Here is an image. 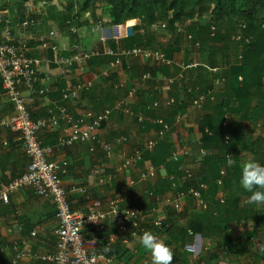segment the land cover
Listing matches in <instances>:
<instances>
[{
  "label": "crops",
  "instance_id": "crops-1",
  "mask_svg": "<svg viewBox=\"0 0 264 264\" xmlns=\"http://www.w3.org/2000/svg\"><path fill=\"white\" fill-rule=\"evenodd\" d=\"M53 3L59 10L63 8L57 0ZM47 7L48 5L43 3L35 4L33 0H0V35L8 34L13 41L18 39L26 41L31 48L30 55L38 61L34 91L24 93L31 117L33 119L45 117L48 110L60 101L62 90L65 88L74 89L79 84L88 83H92V88L83 91L78 99L70 100L66 105L74 116L87 111L100 112L125 96L124 91L116 89L118 84L124 83L126 87L136 89L135 97L131 100V109L135 115L141 114L144 118V123L141 124L137 116L115 113L110 121L103 125L99 136L101 140L112 145L110 157L101 151L90 152V147L86 144L71 148L58 147V139L62 136L60 130L46 129L40 132L39 141L48 150V161L68 162L65 173L61 174V182L67 191L71 208L74 211H83L86 208V198L75 191V188L79 187L86 188L92 199L103 202L110 198L140 195L138 204L146 213L141 227L145 231H151L170 247L173 254L171 264H264V260L258 258L259 251L264 247L261 242H264V239L253 227L254 224L240 222L246 228H243V231L237 228V224L236 228L230 226L211 229L209 214H204L205 211L198 209L193 199L182 201L175 199L167 179L169 175L175 173L181 186L187 183L182 173L176 172L177 163H171L175 166L173 171L162 165L156 167V178L147 182L140 181V174L149 165H153L151 162L145 161L124 172L118 171L123 161V154L142 151L147 141L158 139L160 128L155 123L158 118L165 119L169 125L163 141L170 145V151L172 153L188 151L189 155L183 156L179 164L193 166L194 161L201 157L202 151L206 155L201 159L217 155L218 150L214 142H209V147L204 148L201 129L205 124L213 125L221 118L217 107L226 94V83H232L235 88L243 87V84L247 83V79L244 80L240 75L238 80L232 77L226 78L229 75V67L225 62L228 60L229 52L221 51V57L215 58V54L213 55L215 49L210 43L203 45L201 51L204 52H199L191 46V49L182 50L180 53L176 51L172 58L173 65L169 68L172 77L183 72L185 79L169 86L159 80L160 77L167 76L161 71V67L160 69L149 67L151 64L143 60H127L119 69L110 71L108 58H97L90 62L79 59L82 51L97 46L100 48L111 46L113 41L117 42L128 37L132 33L129 28L86 26L84 22L89 17L81 15V22L77 23L78 26L74 25L78 29L77 34H72L70 29L61 32L59 26L48 18ZM27 16L33 17L40 23L44 34L51 31L58 32L59 37L55 42L67 47L60 56L63 60H71L73 63H64L60 66L56 64L59 56L43 50L39 44V36L21 26ZM80 18L76 17V22ZM192 63H199L198 68L191 69L189 66ZM162 69L164 70V67ZM60 70L62 72L67 70V73L63 74ZM106 71L111 72L109 77L103 76ZM148 73L152 78L144 79L143 76ZM221 79H224L225 83L217 86V80ZM210 85L213 86L215 100L207 102L203 109L191 107L195 95L187 93L186 88L199 87L201 90H206ZM251 88L254 91V87ZM261 89V95H264V84ZM170 98H174L178 104L165 106V102ZM156 100L161 102L162 106L154 110L152 105ZM258 104L264 112V99H254L251 107ZM11 113L12 106L0 81V118L8 117ZM250 115L253 117L251 121H241L239 115L234 114L225 115L223 121V126L232 124L242 129L237 157L240 164L244 156L251 155L255 160L252 152L254 143L260 141L264 147V113L262 120H258L259 117L255 116L256 112ZM122 136L128 137V142L116 143ZM245 140L250 141L249 146L243 145ZM0 141L9 143L7 148L0 145L1 187L24 174L29 159L16 135L2 131ZM161 167L167 171L163 177L160 174ZM195 173L196 181L199 182H204V178H209L211 175L209 172L204 176L200 170H196ZM224 194V184H218L216 198L218 200L225 198ZM242 201L244 199L240 203ZM156 218L162 221V227L155 226ZM247 225L249 228L246 227ZM57 228L56 208L52 201L38 196L32 189L14 192L10 195L8 204L0 203V264L10 263L13 259L14 252L11 246L15 242L23 243L26 248L43 257L54 254ZM252 232L254 235L249 239L243 236L245 233L249 236ZM33 233L35 236H32ZM94 233L96 231L91 227L82 228V235L86 238ZM102 233L115 237V243L105 251L113 257L111 264H150V255L137 243L139 235L123 243L122 236L111 222L106 224ZM89 249L93 253L104 251L100 243L90 245ZM19 264L49 263L23 260Z\"/></svg>",
  "mask_w": 264,
  "mask_h": 264
},
{
  "label": "built area",
  "instance_id": "built-area-1",
  "mask_svg": "<svg viewBox=\"0 0 264 264\" xmlns=\"http://www.w3.org/2000/svg\"><path fill=\"white\" fill-rule=\"evenodd\" d=\"M48 5L47 2H43ZM70 24V22H68ZM24 29H30L39 36V44L43 50L51 51L58 55L56 64L58 66L64 63H73V61H65L60 56L63 50H67L56 41L59 34L51 31L44 34L41 30L40 23L31 16H27L21 23ZM98 28H103L99 27ZM161 30H165V25L160 26ZM152 29L156 30V26ZM72 34H77L78 29L75 26L70 28ZM218 34L216 27L210 28V35L214 37ZM121 37V36H120ZM233 41L240 43L242 38L240 35L233 36ZM188 41L195 48H200V42L193 36L188 37ZM31 48L28 43L22 39L13 41L8 34L0 35V81L7 100L12 106V113L8 117L0 118V133L6 131L17 136L24 148L25 154L29 159L27 171L21 176L13 179L9 183L0 187V203L8 204L10 195L18 190L32 189L38 196L52 201L56 208V216L58 219V228L56 229L57 243L56 252L52 255L43 257L25 247L23 243L15 242L11 246L14 257L7 264H19L23 260H31L35 263L47 261L49 264H111L113 257L105 251L109 250L115 243L114 236H106L101 232L106 228V224L111 222L115 225L118 233L122 236L123 243H127L128 239L145 232L141 227V222L146 218L144 209L138 204L140 195L128 196L126 198H110L106 202L92 199L86 188H75L80 195L84 196L87 201L86 208L83 211H74L68 200L67 191L62 185L61 174L65 173L68 166L66 160L59 162H49L47 159L48 150L45 149L40 141L39 134L46 129L60 130L62 136L58 139V147L71 148L75 145H89L90 152H104L108 157L112 154V145L100 139L99 132L104 124L110 121L115 113H125L128 116H137L139 123H144L141 114L135 115L131 109V100L134 99L136 89L128 88L124 83L116 86L117 90L125 92V96L121 97L112 106L106 107L100 112L94 113L87 111L79 116H74L67 107V102L79 98L80 93L92 88V83L79 84L74 89L65 88L62 90L60 101L50 108L47 115L42 118L33 119L27 107L25 91L33 92L36 83L38 61L30 55ZM108 58L110 71L119 69L123 61L127 60H143L152 64H160L164 66H172L173 60L168 59L161 50H152L144 47L134 48H113L112 46H99L81 52L79 57L84 62H90L94 58ZM242 59V56L239 57ZM129 64V63H128ZM130 65V64H129ZM191 69L198 68V64L192 63ZM61 73H67V70H60ZM110 71L103 73L104 77L110 76ZM185 75V74H184ZM183 72L175 77L162 76L160 81L171 86L184 80ZM144 79H151V75L145 74ZM225 83L224 79L217 80L216 85ZM187 93L194 94L191 107L195 109H203L207 102L214 101L213 89L201 90L199 87H187ZM46 91H44L45 93ZM178 102L174 98H170L165 102V106H176ZM162 103L158 100L154 101L152 109L161 108ZM158 131V139H150L146 142L142 151H136L134 154H123L122 163L118 167L119 172H124L134 168L143 162L145 152L154 151L165 138L169 125L163 118L156 120ZM226 126V124H224ZM144 127V126H143ZM205 132L212 135L209 129ZM128 137H119L116 141L118 144L127 143ZM229 137L226 136L225 143H228ZM0 145L4 148L9 146L7 141H0ZM188 151L173 152L168 162L177 163L176 172L182 173L186 178V185L178 184V177L174 173L167 178L174 193L175 199L182 201L184 199H193L195 206L202 212L208 209V203L203 197V192L208 189V185L204 182L194 184L196 180V170L202 168L201 157L205 156L204 151L201 157L194 161L193 166H185L181 163L183 156H188ZM157 175V168L149 165L148 168L140 174V181L147 182L154 180ZM221 176H225V171H221ZM222 184L221 179L218 180ZM152 195V194H151ZM223 202V201H222ZM156 227L163 226L162 221ZM91 227L96 231L90 237L82 235V228ZM243 223H238L237 228L242 229ZM236 228V227H235ZM192 234V232H190ZM35 236V233L32 234ZM100 243L104 247L101 253H93L89 249L90 245ZM21 245V246H20Z\"/></svg>",
  "mask_w": 264,
  "mask_h": 264
},
{
  "label": "trees",
  "instance_id": "trees-1",
  "mask_svg": "<svg viewBox=\"0 0 264 264\" xmlns=\"http://www.w3.org/2000/svg\"><path fill=\"white\" fill-rule=\"evenodd\" d=\"M33 1L35 4L48 3L46 8L48 18L59 26L61 32L77 25L75 19L81 15L89 17L84 22L86 26L97 25L102 19L98 10L103 6L111 7L112 22L109 25L123 26L132 32L123 40L113 41L111 43L113 48L144 47L160 50L151 48L152 27L165 25V31L175 35L179 27L185 24H188L185 26L189 34L201 41L202 48L209 43L216 51H226L229 47L228 60L225 62L229 67V75L226 78L238 80L240 75L244 80L247 79V83L245 82L243 87L235 88L232 83L227 82L226 94L217 107L221 118L213 125L205 124L201 129L204 148L209 147V142H214L218 150L216 156L202 160V170L200 169L204 176L211 173L209 178H204V183L208 185V189L203 192V197L208 203V209L204 214H209L211 229L230 226L235 228L236 224L248 221L254 224L253 227L264 239V209L240 203L250 195L239 186L240 161L237 157L242 129L232 124L223 126L225 115L228 114L239 115L241 121H251L253 117L250 114L256 112L258 120L263 119L261 117L264 112L260 104L255 107H251V104L256 98L264 99V95H261L264 84V0H84L82 7L78 8L76 0H57L63 7L61 10L53 3L55 0ZM211 27L219 29L214 37L210 35ZM236 35L241 36L240 43L233 41L232 38ZM176 44L175 41L168 48L161 49V52H164L168 59H172L177 50ZM50 54L54 55L51 51ZM240 56L242 59H239ZM148 63L151 64L149 67L156 69L161 67L165 75L173 76L168 66ZM212 87L210 85L206 90H211ZM251 87H254V91ZM206 129L211 131V136L205 132ZM226 136L229 137L228 143H225ZM252 152L255 160L264 164V147L260 141L254 143ZM171 154L170 145L163 141L154 151L144 153L143 162H151L154 167L162 165L173 171L175 166L171 163L174 162L167 161ZM228 156L233 158L232 165L227 164ZM222 170L225 171L224 177L221 176ZM220 179L224 184L225 198L218 200L217 182ZM198 183L201 181H194V184ZM252 235L254 232L249 233V236L245 233L243 236L249 239ZM261 242L264 246V242ZM262 249L258 254L260 260H264Z\"/></svg>",
  "mask_w": 264,
  "mask_h": 264
},
{
  "label": "clouds",
  "instance_id": "clouds-1",
  "mask_svg": "<svg viewBox=\"0 0 264 264\" xmlns=\"http://www.w3.org/2000/svg\"><path fill=\"white\" fill-rule=\"evenodd\" d=\"M233 163V158L228 156L227 164ZM160 174L162 177L165 176L166 169L161 167ZM239 186L250 193L242 203L264 207V164L254 159L243 160L240 164ZM154 223L159 225V218H156ZM137 243L150 255V264H171L173 254L170 247L151 231L140 234Z\"/></svg>",
  "mask_w": 264,
  "mask_h": 264
},
{
  "label": "rangeland",
  "instance_id": "rangeland-1",
  "mask_svg": "<svg viewBox=\"0 0 264 264\" xmlns=\"http://www.w3.org/2000/svg\"><path fill=\"white\" fill-rule=\"evenodd\" d=\"M76 5H77V8L78 7H82L83 5V2L84 0H76ZM77 11V10H76ZM111 11H112V8L107 6H103L102 8H100L98 10V13L101 15V20L99 21V23L97 24V26L99 27H107V26H110L109 24L112 22V18H111ZM80 18V16H79ZM82 18H80L78 20V23L79 21L81 20ZM76 20V19H75ZM81 22V21H80ZM185 25H188V24H185ZM180 26L179 27V31H177L178 33H176L175 35H171L169 33H167L165 30H161L160 26L161 25H156V30L152 29L150 30L151 33H153L152 37H153V40H152V46L151 48H156V49H163V48H168L169 45H173V43L176 41V48H177V52H181L182 50H185V49H191L190 46L195 49V50H198L199 52H204V51H201L202 48V43L201 41L197 40L194 36V38L200 42V48H195L191 42L188 41V37L189 36H192L189 34L188 32V29L186 26ZM78 26V24H77ZM219 30V29H218ZM219 32V31H218ZM154 45V46H153ZM229 47L226 48V51H228ZM175 51V52H176ZM192 51V50H191ZM220 53H221V50L219 51H213V55L215 54V58H219L221 57L220 56ZM196 64H199V63H196ZM188 71V70H187ZM184 75V73H183ZM185 79V78H184ZM263 122V121H262ZM249 140V139H248ZM250 141H247L245 140L243 142V145H248L249 146V143ZM245 159H252V156L251 155H248V156H244V160ZM262 209H264V207H261ZM248 222V221H247ZM247 222L245 221V223L247 224ZM249 224H253L252 222H248ZM247 228H249V226L247 225L246 226ZM245 228V227H243ZM242 228V231L244 230ZM246 229V228H245ZM258 244V242H257Z\"/></svg>",
  "mask_w": 264,
  "mask_h": 264
}]
</instances>
